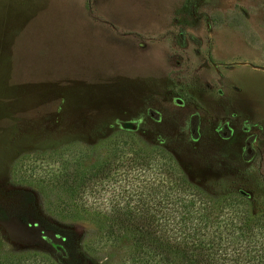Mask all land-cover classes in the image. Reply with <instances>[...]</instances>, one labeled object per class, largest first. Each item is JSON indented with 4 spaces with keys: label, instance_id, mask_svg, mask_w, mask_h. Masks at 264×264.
<instances>
[{
    "label": "rangeland",
    "instance_id": "obj_1",
    "mask_svg": "<svg viewBox=\"0 0 264 264\" xmlns=\"http://www.w3.org/2000/svg\"><path fill=\"white\" fill-rule=\"evenodd\" d=\"M121 215L264 264V0H0V264H141Z\"/></svg>",
    "mask_w": 264,
    "mask_h": 264
},
{
    "label": "trees",
    "instance_id": "obj_2",
    "mask_svg": "<svg viewBox=\"0 0 264 264\" xmlns=\"http://www.w3.org/2000/svg\"><path fill=\"white\" fill-rule=\"evenodd\" d=\"M167 219L168 216L158 220L150 215H121L90 220L113 236L128 234L140 253L137 259L141 264H218L214 258V242L206 247L202 234L197 231L177 232L178 240H175V235L162 227Z\"/></svg>",
    "mask_w": 264,
    "mask_h": 264
}]
</instances>
